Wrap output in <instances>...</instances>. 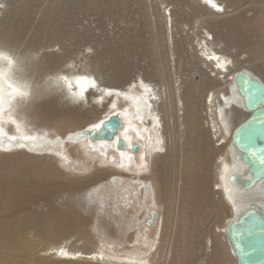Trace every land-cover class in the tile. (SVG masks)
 I'll use <instances>...</instances> for the list:
<instances>
[{
	"label": "bare ground",
	"instance_id": "bare-ground-1",
	"mask_svg": "<svg viewBox=\"0 0 264 264\" xmlns=\"http://www.w3.org/2000/svg\"><path fill=\"white\" fill-rule=\"evenodd\" d=\"M9 1L0 0V23L11 15ZM192 1L155 0L158 13L152 9L151 15L162 21L159 26L164 27L173 64L184 44L180 41L193 36L200 53L197 60L208 69L213 65L210 73L215 77L200 66L189 79L174 74L169 80L159 65L164 60L160 51L146 76L132 75L131 65L118 61L113 74L98 67L108 83L104 85L89 71L90 63L87 71H79L82 64L68 60L62 78L53 79L51 73L39 78L35 69L43 58L38 51L0 47V157H13L0 160V264H237L227 244L226 225L238 202L264 196L257 190L237 196L235 188L223 183L222 167L241 170L242 165L230 158L231 136L249 116L231 93L233 77L247 71L264 83V0H196L198 6ZM127 2L134 5L139 0ZM249 2L252 8L244 7ZM170 4L181 8L176 17ZM144 15L147 18L148 12ZM29 17L23 22L25 30L31 29ZM146 24L156 30L157 25ZM138 34L124 36L123 42L135 53L144 46L143 33ZM187 50L193 46L187 45ZM110 53L102 52L100 58ZM29 66L33 70L27 74ZM137 79L142 90L133 86L125 92L123 87ZM47 80L70 87L79 101L94 92L100 96L97 103L106 96L113 99L102 109L64 108L59 102L62 107H56L44 99L25 122V113H30L25 101L43 98L53 85ZM85 109L92 110L80 111ZM112 116L122 122L113 140L91 141L79 135L98 130ZM5 135L14 138L1 140ZM119 138L126 143L125 150L117 149ZM133 143L137 152H131ZM16 144L30 153L20 147L6 150ZM115 179L128 184L117 187ZM99 189L107 197L108 209L101 207L102 200L92 199L91 192ZM125 204L131 207L125 209ZM85 223L89 227L97 223L112 238L107 240L112 246L105 247L106 241L92 248L68 246L72 237L94 244ZM121 237L125 241L116 240ZM128 240L136 242L132 249L125 247Z\"/></svg>",
	"mask_w": 264,
	"mask_h": 264
},
{
	"label": "rangeland",
	"instance_id": "rangeland-1",
	"mask_svg": "<svg viewBox=\"0 0 264 264\" xmlns=\"http://www.w3.org/2000/svg\"><path fill=\"white\" fill-rule=\"evenodd\" d=\"M14 1L15 2H13L12 0L9 1V4L10 2H13V4H15V5L11 4L13 5L12 8L11 5L8 4V9L11 10L8 9L7 10L9 13L11 12L10 13L11 15H8L7 18H5V20L3 21V23H0V47H6L5 50L10 48L9 50H13V51H25V50H29V52L38 51V57H41L42 55L43 58L41 63L42 65L40 66V64L38 63L37 68L35 69L38 70L36 76L39 78L40 77L43 78L44 75H46L47 73L53 74L52 76L53 79L62 78L61 74L66 72V68L68 64L65 63L68 60L80 62L82 65L78 69L79 71H84L86 69L85 67H88V64L90 63V67H88L89 71L94 72L95 74L94 73L91 74L93 76H96V78L98 76L99 79L98 78L97 79L100 81L99 83L104 85L108 83L102 78V77L105 78V76L101 77V75H99L98 67L103 69L106 73L113 74L114 72L113 70L115 66L120 61L124 64L131 65L132 75L133 74L137 75L140 73L146 76L148 74V71H150L156 66L155 63L156 55L160 51L163 52V55L161 54V56L164 57V60L159 65L160 66L162 65L161 67L163 66L165 67L166 74L164 76L168 77L169 80H170V76L173 77L174 74H176V77L182 75L184 78L189 79V77H192V71H194L197 67L200 66L202 68L205 67L203 68V70L206 71L211 76L215 77L214 76L215 74L210 73L211 68H214L213 65H210L208 69L206 68L205 65L203 66V64H200L199 63L200 61L197 60V55H200V53L196 52V48H195L196 43L192 41V39H194L193 36L185 40V42L180 41L179 44L181 43L184 44H181L180 47H178V52L174 57L176 59L175 64H173L174 60H172V57L168 53L165 42V35L163 34L164 27L162 26L161 29L159 26V22L161 21V19H159L158 22V18L155 17L157 15H153V16L151 15L152 14L151 10L152 9L155 10L157 8L155 0H151L152 2H150V0H139V3L134 5L132 3L130 4L129 2H127V0L126 1L125 0H14ZM195 1L192 2L195 4V6H198V2ZM252 5L253 3L249 2L244 7L252 8L250 7ZM169 7H173L172 10L173 17H176L175 13L177 12V9H181V8L173 4H170ZM144 11L148 12L147 18H145ZM228 11H231V9H229ZM154 12L158 13L157 10H155ZM249 14L251 16L253 14V11H250L248 15ZM26 16H30L29 18L31 19V25H30L31 29H29L30 28L29 27L25 30V26L23 25V22ZM155 18H156V22H154ZM193 22L194 20H191V23ZM146 23L157 25L156 30L154 32L152 29L150 30V28ZM179 25H181V23ZM138 33L144 34L141 35L143 36L144 46L143 49L141 48L142 50L141 52L139 50L138 53H135L133 49L132 50L131 48L128 49V47L124 45L123 42L124 39H126L129 34L137 35ZM34 40L37 42L33 43ZM192 43H194V45ZM189 44L193 46V50L191 52L187 50V45ZM113 48L117 49L116 51L117 55L115 54L116 52L113 53L114 52ZM108 50H111L112 53L108 54L106 56L107 57L106 59L100 58L101 53L106 52ZM50 56H52V58H49ZM45 60H55V61L54 63L46 64ZM33 66H29V72L27 74H30L32 72ZM87 70L88 69H86L85 71ZM216 73L218 72L216 71ZM47 81L53 83V85L50 87L52 89H47V92L45 91L46 93H44L45 95H43V98L40 97L39 99L32 102H30V100H27V102L25 101L26 103L25 108H27L26 110L30 112L28 113L27 116H26L27 113H25V119H26L25 122H29L28 117L29 116L31 117L32 116L31 114L38 108V106L43 102H45L44 99H46V102L48 103H52L54 101V103L57 104L56 107L60 106L59 103H62L61 105L65 106L64 108L79 107L80 105L84 107H88V105L84 103H74V102H78L79 100L75 95H73V93H71L72 90L70 87L62 88V85H59L56 82H52V80L51 81L47 80ZM143 82L152 84L153 86L156 83V81H153L152 79L150 80L143 79ZM134 83L135 84L131 86L123 87V89H125L124 91L127 92V89H129V87H131L132 89L133 86H135L136 91H141L143 88V83L139 82L138 79ZM93 94L94 95L88 97L83 101H88L90 105L96 106L99 109H102L104 105H107L108 107L110 100L113 99L111 97L106 96L105 97L107 98L106 100H103L101 103H97V97L100 96L95 92ZM86 110H92V109H85L80 111H86ZM103 116H105V114ZM206 126H208L207 123ZM170 127H172V122L170 123ZM13 138H14L13 136L11 137L9 135H5L1 140L10 141L13 140ZM38 138L41 139V137ZM1 144H5L6 146H9L7 142L6 143L2 142ZM19 145L21 144H16L15 146H11L10 149H6V150L8 151L10 150L11 152L12 150H16L18 147H20L26 150L27 153H30L29 149ZM0 152L2 151L0 150ZM38 152L40 151H36V153ZM0 158H1L0 160H8V159L10 160L13 157H7V158L0 157ZM127 182L128 181H124L123 179L122 180L115 179L114 183L115 185H117V187L123 188L128 184ZM91 196H93L92 199L95 202H97L96 200H102V203L99 202V204H101V207H105L106 209H108V207H106L105 204L109 206L108 204L109 202L106 199L107 197L105 196V194H101V189H99L98 192L97 190L92 191ZM127 201L132 202L129 198H127ZM145 204L147 205V202H145ZM125 206L127 207L125 209H129L131 207V206L128 207L127 204H125ZM155 208L156 207H154V209ZM155 210L157 211L158 209L156 208ZM101 214H103L102 211L100 212L99 215ZM227 216H229V213H227V215L225 216H222L223 219L221 222H224V219ZM158 217L159 215L157 214V219L156 222L154 221L153 227L155 226V224H157ZM84 225L87 226L85 230L89 231L92 234L91 236L93 237L94 244L93 245L89 243L85 244L84 241L80 240L78 237H72L68 240L67 243L68 246L74 247L76 245V246H82L83 248H92L94 247V245H98L99 242L101 241L104 242L106 241L104 245L105 247H107V245H111L110 243L112 241L108 242L107 240L112 238H110V236L108 235L106 236L105 235L106 232L102 231L97 223H95L93 227H89L87 223H85ZM120 225L121 224H119V228L121 229L122 227H120ZM129 229L132 228L130 227ZM98 232H101L103 236L100 235ZM151 236L153 237V235ZM116 240L125 241L124 239H122V237ZM117 244L119 245V243ZM135 245L136 242L133 243L131 240H128V244H125V247L128 246L132 249V247H134ZM44 248L45 247L43 245H42V249L39 248V250L42 251V253L40 254V257L42 256V258H44L45 256L43 255ZM130 248L129 250L131 251Z\"/></svg>",
	"mask_w": 264,
	"mask_h": 264
},
{
	"label": "water",
	"instance_id": "water-1",
	"mask_svg": "<svg viewBox=\"0 0 264 264\" xmlns=\"http://www.w3.org/2000/svg\"><path fill=\"white\" fill-rule=\"evenodd\" d=\"M231 93L249 116L233 130L230 143V158L242 168L229 171L223 166L222 181L235 188L237 196L252 190L264 196V83L249 72L240 71L233 77ZM121 127L119 117L112 116L98 130H86L79 135H87L91 141L113 140ZM116 147L125 150L127 146L119 138ZM137 150L133 143L131 152ZM237 207L225 228L230 252L237 264H264V198L246 199L238 202Z\"/></svg>",
	"mask_w": 264,
	"mask_h": 264
},
{
	"label": "clouds",
	"instance_id": "clouds-1",
	"mask_svg": "<svg viewBox=\"0 0 264 264\" xmlns=\"http://www.w3.org/2000/svg\"><path fill=\"white\" fill-rule=\"evenodd\" d=\"M74 103H84L86 105H90V103L88 101H78V102H74Z\"/></svg>",
	"mask_w": 264,
	"mask_h": 264
}]
</instances>
